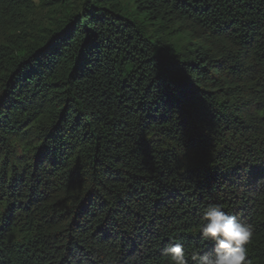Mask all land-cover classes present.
Returning a JSON list of instances; mask_svg holds the SVG:
<instances>
[{"label": "trees", "instance_id": "trees-1", "mask_svg": "<svg viewBox=\"0 0 264 264\" xmlns=\"http://www.w3.org/2000/svg\"><path fill=\"white\" fill-rule=\"evenodd\" d=\"M210 206L264 264V0H0V264H197Z\"/></svg>", "mask_w": 264, "mask_h": 264}, {"label": "clouds", "instance_id": "clouds-1", "mask_svg": "<svg viewBox=\"0 0 264 264\" xmlns=\"http://www.w3.org/2000/svg\"><path fill=\"white\" fill-rule=\"evenodd\" d=\"M204 240L214 243L212 255H193L197 264H251L246 245L252 236L251 227L227 215L219 206H210L203 213V223L198 228ZM170 264H188L181 243L163 250Z\"/></svg>", "mask_w": 264, "mask_h": 264}]
</instances>
